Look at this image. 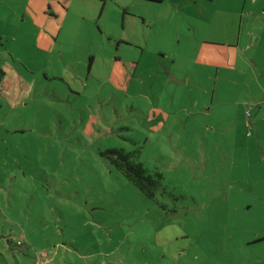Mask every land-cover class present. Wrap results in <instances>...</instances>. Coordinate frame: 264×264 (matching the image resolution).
Listing matches in <instances>:
<instances>
[{
	"label": "rangeland",
	"instance_id": "rangeland-1",
	"mask_svg": "<svg viewBox=\"0 0 264 264\" xmlns=\"http://www.w3.org/2000/svg\"><path fill=\"white\" fill-rule=\"evenodd\" d=\"M255 11L73 0L52 35L0 0V264H264ZM114 147L162 173L155 198Z\"/></svg>",
	"mask_w": 264,
	"mask_h": 264
},
{
	"label": "trees",
	"instance_id": "trees-1",
	"mask_svg": "<svg viewBox=\"0 0 264 264\" xmlns=\"http://www.w3.org/2000/svg\"><path fill=\"white\" fill-rule=\"evenodd\" d=\"M161 1V0H158ZM62 7L66 10L67 5L62 3ZM92 61V57H91ZM102 155L133 184H135L141 192L150 198H155L159 186L161 185L162 173L159 171L149 170L140 160L137 159L136 151H129L122 147L107 148L102 151Z\"/></svg>",
	"mask_w": 264,
	"mask_h": 264
},
{
	"label": "crops",
	"instance_id": "crops-1",
	"mask_svg": "<svg viewBox=\"0 0 264 264\" xmlns=\"http://www.w3.org/2000/svg\"><path fill=\"white\" fill-rule=\"evenodd\" d=\"M73 0H15V3L24 13L29 14L37 26L44 28L48 33L56 35L62 27L67 16L68 3ZM12 2V1H10ZM14 2V1H13ZM62 3L67 5L65 10ZM256 14L264 18L263 12ZM227 55H231L230 50L225 51Z\"/></svg>",
	"mask_w": 264,
	"mask_h": 264
}]
</instances>
